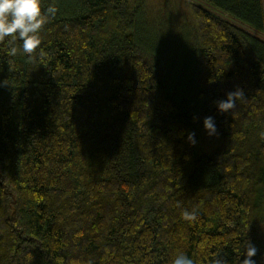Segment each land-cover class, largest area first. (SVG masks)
I'll return each instance as SVG.
<instances>
[{
  "label": "trees",
  "instance_id": "trees-1",
  "mask_svg": "<svg viewBox=\"0 0 264 264\" xmlns=\"http://www.w3.org/2000/svg\"><path fill=\"white\" fill-rule=\"evenodd\" d=\"M146 1L42 0L36 52L0 43V264H264L263 2H190L164 51Z\"/></svg>",
  "mask_w": 264,
  "mask_h": 264
},
{
  "label": "clouds",
  "instance_id": "clouds-1",
  "mask_svg": "<svg viewBox=\"0 0 264 264\" xmlns=\"http://www.w3.org/2000/svg\"><path fill=\"white\" fill-rule=\"evenodd\" d=\"M58 9L55 3L50 4L46 9L42 7V0H0V43L10 42L8 55L15 56L17 47L15 42L22 41V51L31 56L40 47L41 39L39 33L45 24L54 18ZM226 99L215 102L219 112L227 113L236 107L238 100L246 98L243 89L237 87L235 91L226 93ZM194 119H196L194 117ZM203 127L209 136L218 135L215 120L212 116L203 119ZM264 139V132L261 134ZM188 142L194 146L196 144L195 133L188 134ZM183 216L186 220H195V213L185 211ZM257 253V249L251 243L246 245L245 258L241 264H256L252 259ZM171 264H194L193 259L180 253L175 256ZM212 264H227L223 257H216Z\"/></svg>",
  "mask_w": 264,
  "mask_h": 264
},
{
  "label": "rangeland",
  "instance_id": "rangeland-1",
  "mask_svg": "<svg viewBox=\"0 0 264 264\" xmlns=\"http://www.w3.org/2000/svg\"><path fill=\"white\" fill-rule=\"evenodd\" d=\"M195 0H147L145 5V34L153 47L172 50L179 46L180 39L193 36V17L189 8ZM263 7H264V0ZM146 42V44H147ZM153 45V46H152ZM152 46V47H151Z\"/></svg>",
  "mask_w": 264,
  "mask_h": 264
}]
</instances>
